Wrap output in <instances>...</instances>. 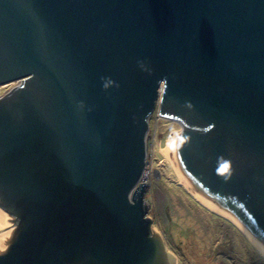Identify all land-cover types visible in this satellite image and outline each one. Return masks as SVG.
<instances>
[{"label": "water", "instance_id": "1", "mask_svg": "<svg viewBox=\"0 0 264 264\" xmlns=\"http://www.w3.org/2000/svg\"><path fill=\"white\" fill-rule=\"evenodd\" d=\"M0 264L178 260L155 155L264 259V0H0ZM169 256V257H168Z\"/></svg>", "mask_w": 264, "mask_h": 264}, {"label": "rangeland", "instance_id": "2", "mask_svg": "<svg viewBox=\"0 0 264 264\" xmlns=\"http://www.w3.org/2000/svg\"><path fill=\"white\" fill-rule=\"evenodd\" d=\"M16 83L0 85V98ZM155 108L149 120L151 132L146 203L150 226L161 236L167 251L179 264H264L243 235L227 220L208 211L177 185L175 171L159 160L154 151L159 115ZM17 215L12 229L22 220Z\"/></svg>", "mask_w": 264, "mask_h": 264}, {"label": "bare ground", "instance_id": "3", "mask_svg": "<svg viewBox=\"0 0 264 264\" xmlns=\"http://www.w3.org/2000/svg\"><path fill=\"white\" fill-rule=\"evenodd\" d=\"M13 83H15V82H13ZM19 84L20 83H18V85ZM4 85H7V84H4ZM175 177H176L177 185L182 187V189L185 192H187L194 201H196L198 204L202 205L208 211L218 215L219 217H222V215L220 213V206L215 205L212 201L205 199L200 194H197L192 189V187H191L190 183L188 182V180H186V178L184 176H182L181 174L177 173L176 171H175ZM222 218L227 220L229 223H231L243 235V237L248 241V239L246 238L244 233L232 221H230L229 219L224 218V217H222ZM248 243L251 245V243L249 241H248ZM252 248H253V246H252Z\"/></svg>", "mask_w": 264, "mask_h": 264}, {"label": "built area", "instance_id": "4", "mask_svg": "<svg viewBox=\"0 0 264 264\" xmlns=\"http://www.w3.org/2000/svg\"><path fill=\"white\" fill-rule=\"evenodd\" d=\"M16 83V86L14 87V88H16L17 86H18V83H21V81H17V82H15ZM13 88V89H14ZM13 89H11V91L13 90ZM11 91H9V92H11ZM8 92V93H9ZM7 93V94H8ZM6 94V95H7ZM159 103H157L156 104V107H157V112H158V115H159V108H158V105ZM155 107V108H156ZM155 110V109H154ZM154 112V111H153ZM152 112V113H153ZM152 113L150 114V116H149V118H148V131H147V136H146V145H147V148H146V155H145V167H144V170H143V173H142V176H141V178H140V180H139V184L140 183H146L147 182V174H148V172H149V168H150V163H149V151L150 152H153V150H150L149 148H150V144L148 143V137H149V134H150V132H151V127H150V124H149V120H150V118H151V116H152ZM147 215H145V217H146Z\"/></svg>", "mask_w": 264, "mask_h": 264}, {"label": "flooded vegetation", "instance_id": "5", "mask_svg": "<svg viewBox=\"0 0 264 264\" xmlns=\"http://www.w3.org/2000/svg\"><path fill=\"white\" fill-rule=\"evenodd\" d=\"M144 197H145V195H144ZM143 205H144V209H145V215H147L146 218L149 220L148 213H149L150 206L146 203L145 198L143 199ZM150 224H151V222H150ZM171 260H172V258H171ZM171 260L169 259L168 264H175V262L171 261Z\"/></svg>", "mask_w": 264, "mask_h": 264}, {"label": "crops", "instance_id": "6", "mask_svg": "<svg viewBox=\"0 0 264 264\" xmlns=\"http://www.w3.org/2000/svg\"><path fill=\"white\" fill-rule=\"evenodd\" d=\"M167 250V249H166Z\"/></svg>", "mask_w": 264, "mask_h": 264}]
</instances>
